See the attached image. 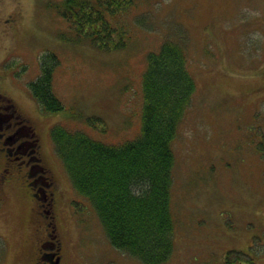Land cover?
<instances>
[{"label": "rangeland", "instance_id": "374dc122", "mask_svg": "<svg viewBox=\"0 0 264 264\" xmlns=\"http://www.w3.org/2000/svg\"><path fill=\"white\" fill-rule=\"evenodd\" d=\"M55 2L0 0V94L34 126L64 190L56 203L62 264H143L108 242L91 204L71 201L50 128L70 123L110 143L134 137L147 52L180 28L196 89L172 143L174 245L161 264H222L229 248L264 264V0H135L122 16L127 44L112 51L78 39ZM48 53L57 58L52 90L63 104L53 113L28 90ZM30 204L0 184V264H36L33 244L44 231L35 234Z\"/></svg>", "mask_w": 264, "mask_h": 264}, {"label": "trees", "instance_id": "16d2710c", "mask_svg": "<svg viewBox=\"0 0 264 264\" xmlns=\"http://www.w3.org/2000/svg\"><path fill=\"white\" fill-rule=\"evenodd\" d=\"M134 3L57 0L54 7L78 39L112 51L127 44V25L122 16ZM133 20L142 24L138 16ZM180 29L174 36L168 33L158 50L147 52L141 75V124L134 137L110 143L70 123L58 122L50 129L53 150L75 193L72 202L86 200L91 204L109 243L143 264L165 262L174 245L172 142L196 89L188 67L187 35L183 36L185 32ZM45 57L50 58L41 63V72L29 83L28 90L43 111L53 113L63 108L52 90L57 58L52 53ZM8 101L0 94V112L28 125ZM90 120L104 124L99 117L91 116ZM222 264L255 263L245 252L227 249Z\"/></svg>", "mask_w": 264, "mask_h": 264}, {"label": "flooded vegetation", "instance_id": "af4514ba", "mask_svg": "<svg viewBox=\"0 0 264 264\" xmlns=\"http://www.w3.org/2000/svg\"><path fill=\"white\" fill-rule=\"evenodd\" d=\"M8 121L0 124V184H12L18 195L31 202V212L36 211L34 232H44L34 240L35 263L62 264L64 244L56 211L62 189L56 172L45 161L34 128Z\"/></svg>", "mask_w": 264, "mask_h": 264}]
</instances>
